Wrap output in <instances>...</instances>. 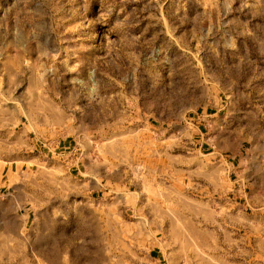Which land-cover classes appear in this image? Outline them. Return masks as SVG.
I'll list each match as a JSON object with an SVG mask.
<instances>
[{
  "label": "rangeland",
  "instance_id": "obj_1",
  "mask_svg": "<svg viewBox=\"0 0 264 264\" xmlns=\"http://www.w3.org/2000/svg\"><path fill=\"white\" fill-rule=\"evenodd\" d=\"M0 264H264V0H0Z\"/></svg>",
  "mask_w": 264,
  "mask_h": 264
}]
</instances>
